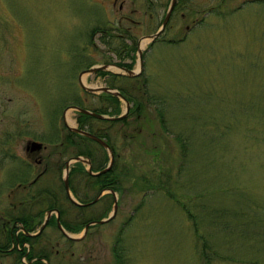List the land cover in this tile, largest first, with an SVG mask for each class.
I'll use <instances>...</instances> for the list:
<instances>
[{"label": "rangeland", "instance_id": "rangeland-1", "mask_svg": "<svg viewBox=\"0 0 264 264\" xmlns=\"http://www.w3.org/2000/svg\"><path fill=\"white\" fill-rule=\"evenodd\" d=\"M170 3L0 0V227L21 176L46 168L15 187L32 193L64 183L77 150L55 142L78 124L74 105L114 108L89 87L117 73L122 91L144 100L127 122L89 120L118 153L117 212L86 234L69 231L79 238L45 227L46 264H207L204 240L210 264H264V0H185L152 41ZM118 61L141 72L116 69ZM118 97L120 113L127 103ZM30 139L48 144L40 164L27 156ZM97 146L95 165L107 164ZM75 174L85 194L84 173ZM114 203L105 189L92 215H109ZM20 259L31 262L0 251V264Z\"/></svg>", "mask_w": 264, "mask_h": 264}, {"label": "trees", "instance_id": "trees-1", "mask_svg": "<svg viewBox=\"0 0 264 264\" xmlns=\"http://www.w3.org/2000/svg\"><path fill=\"white\" fill-rule=\"evenodd\" d=\"M185 0H178L177 4H176V7H178V5L180 3H183ZM94 33V31H93ZM92 33V34H93ZM120 64H124L126 66H129V67H132L126 63H124L123 61H118ZM126 88V87H125ZM127 90V88H126ZM124 94L127 96V98L131 101L132 103V107L130 108L129 112L127 113L126 116L123 117V120L125 122L128 121V118L130 116V114L133 112L134 114L138 115L142 112V109H143V106H144V100L142 98H138L137 96V99H134L132 97L131 94L129 93H126L124 92ZM142 97V96H140ZM103 100H106V102L108 103V106L109 104L110 105H114V108H112L111 110H109V107H104V105L101 107V108H92L94 110H97V111H100V112H109L110 114H118V112L120 111L121 109V106H120V99L118 96L116 95H113V94H106V96H103L102 98ZM90 119H96L97 121H108L110 123H113V122H116L118 118H114V119H111V118H100V117H97L93 114H90V113H85V112H81L79 111L78 112V120H79V123H80V126L81 127H87L90 131H93L97 134H99L100 136H103V137H106L108 140V135L105 131H101L99 132L98 130H95L94 128H92V126H90L89 128V120ZM164 119V118H163ZM88 122V123H87ZM86 125V126H85ZM88 125V126H87ZM102 128V127H101ZM73 134V138H72V143L77 147V150L76 153H83V154H86V155H90L92 158L93 157H96V153H93L92 149H93V145L96 144L97 147H99V149H101V151L104 152L105 154V158L107 159L109 156H108V152L107 150L100 144L98 143L97 141H95L93 138L89 137V136H86V135H82L80 133H77L75 131H70L68 133V138L70 137V135ZM67 139V137H66ZM110 141V140H109ZM68 143H71L69 141H67ZM68 143H66L67 147H68ZM91 143V144H90ZM116 153V161L114 163V166L113 168H111L110 170L106 171V172H103V173H100V174H97V175H91L88 173V171L85 169V166L84 164L81 162V161H77L76 162V165L73 167L72 171H71V174H70V180H71V184L72 182L74 181V175H75V171H77V169H79L80 171L84 172V175H83V178L84 180H87L89 179L90 176H92V185L95 189H100L102 187H113L115 189H117V185L115 184L117 182V180H119V172L117 171V157H118V153ZM98 154V153H97ZM94 167H96L97 169L99 168H102L104 167V163L103 164H98V165H95V162H94ZM85 185V183H84ZM86 185H89L86 184ZM73 186V184H72ZM63 188V187H62ZM62 188L60 187V189H42L41 190V194H42V205H51L53 204V202L59 197V195L61 196V194L63 193L62 191ZM75 188L77 189V186H75ZM66 196V195H64ZM59 201H61V197L59 199ZM45 209V207H42V209ZM44 209L42 210V213L44 212ZM28 212L29 211H25V215L28 216ZM23 218V216H22ZM27 217L24 216V223H23V226L25 227L26 230H34L36 228V226H38L41 222H42V219L40 218L37 222L34 220V219H26ZM64 221V220H63ZM36 222V223H35ZM56 220H55V217L53 216L49 223L48 224H55ZM65 225L70 228L71 230H74V231H79L81 228H82V223H79L75 226L69 224L67 221H64ZM1 230V233H3L4 231H6V234L7 236H5L6 238V241H3V240H0V250L5 248V247H8V244L14 240V241H19L20 243H23L24 241H29V242H33L34 239H36L37 236L39 235H36V236H32V235H29L27 234L26 232H23L21 231L19 237L16 235V229H17V225L12 227L9 225V223H7L6 225L4 223H2L1 227H0ZM12 234H13V237H12ZM202 236V240H203V235ZM208 243L204 240V243H203V247H202V253L204 255V257L208 260H210L209 258V254L207 253L205 247ZM205 245V246H204ZM18 249V248H17ZM41 249H36V247H33L32 249L30 250H27L26 248H23V249H18V251L20 252V255L22 254H28V257L29 259H32V257L35 256V254H39V251H41ZM15 251V250H14ZM17 251V250H16ZM43 256H48V254H46V252H43ZM116 254L119 255V252L116 250ZM42 257L41 258H37L36 260L32 261L31 263H28V262H24L25 264H42ZM207 260V264H210V262Z\"/></svg>", "mask_w": 264, "mask_h": 264}, {"label": "flooded vegetation", "instance_id": "flooded-vegetation-1", "mask_svg": "<svg viewBox=\"0 0 264 264\" xmlns=\"http://www.w3.org/2000/svg\"><path fill=\"white\" fill-rule=\"evenodd\" d=\"M113 74H115L117 76V78H116L117 83L116 82L108 83V84H106V86L114 87V88H117L118 91H122V89L120 88V85L118 83L121 80L120 75L117 73H113ZM104 92H106L108 94L116 95V93L114 91L104 90ZM72 138H73V134H71L70 137L67 138V141L71 142V143H68L69 148L72 147L74 149V144L72 143ZM64 141L65 140L55 143L57 145L56 150H60V148H62V146L64 145ZM47 148H48V144L44 143V142L40 148L34 147L31 143H27L25 146L28 158L34 159L37 164L42 163L45 159L44 158L45 156L40 154L39 152H42L43 150H45ZM92 162H93V160H92ZM93 166H94V164H93ZM46 167H47V165H46ZM45 170H46V168H44V170L38 172L36 174V176L34 177V179H32L31 181H26L25 179L19 180L17 182L16 186L11 185L9 187L8 198H9L10 203L12 204V207L9 209V211L7 213H5L4 217L7 219L6 221L4 219L5 225L7 223H9V225L13 229L14 226L24 223V216L27 217L26 219H31V220L34 219L36 222L40 219V216L42 213V211L40 210L41 207L39 209L35 210L33 207L34 206L33 204L34 203H37L39 205L42 204V202H41V200H42L41 190H39L36 193L35 192L32 193V188L29 190H17L15 187L23 186V185L28 186L29 184L33 185L39 179V176L45 172ZM24 173H25V171H23L22 175ZM88 173L91 175H96V174H93L90 172H88ZM92 181H93L92 176H90L89 179L84 180V183H85L84 188L86 189V192H85L86 195L85 194L81 195L80 191L75 188L76 185L74 184V181L72 182L73 186L71 184V180L69 181L71 189L73 190L75 195L79 196L78 201H75L74 199H72L70 197L69 193L67 192L66 185L64 184L63 188L61 187L63 190L62 191L63 193L61 194V196L59 195V197L53 202V204H51V205L47 204L48 208L46 211L48 212V210L52 209V212L49 215L47 226L52 225L55 227L56 226L59 227L58 218H60V221L64 225H65L64 221H67L69 224H71L73 226H75L79 223H82L85 226L86 223L92 221L93 219H96L92 215L93 211H92L91 207L93 206V204L97 203L101 199L105 187H102L100 189H95L92 185ZM88 183H89V185H86ZM89 191H96L98 194L96 196L93 195L89 199ZM64 194L66 195V198L63 197ZM37 197H38V199H37ZM60 197H61V201H59ZM68 204L72 205V207H70ZM55 210H58L59 213ZM25 211H29L28 216L25 215V213H24ZM75 213H78L77 216L79 217L77 222H75V219H76ZM58 215H59V217H58ZM22 216H23V218H22ZM53 216L55 217V220H56L55 224L54 223L48 224L50 219ZM72 221H74V222H72ZM67 229L71 230L68 227H67ZM88 231H89V229L87 230V232ZM20 234H21L20 228L18 227V229H16V235L19 237ZM0 235L7 236L6 231H4L3 233H0ZM37 235H39V234H37ZM41 235H42V233L39 236H37L36 239H34V241L32 243L30 242L31 249L33 247H38V242H40V243L42 242ZM32 236H36V235H32ZM12 237H13V234H12ZM4 241H6V238ZM17 242H19V241H17ZM23 248L24 247H22V249ZM4 250H5V248H4ZM38 256L43 257V252L39 251Z\"/></svg>", "mask_w": 264, "mask_h": 264}, {"label": "water", "instance_id": "water-1", "mask_svg": "<svg viewBox=\"0 0 264 264\" xmlns=\"http://www.w3.org/2000/svg\"><path fill=\"white\" fill-rule=\"evenodd\" d=\"M176 1L177 0H171V3L169 5V8L167 10V13L162 21V24L161 26L154 32V33H151L149 35H147L149 38L151 39H155L161 32L164 31L169 19H170V16H171V13L174 9V6L176 4ZM139 50H140V55H141V68L143 66V61H142V56H143V50L141 49V47H139ZM119 66L120 68L124 69L125 71H127L129 74H138L140 73L141 70H135L134 68H129L127 66H124V65H117ZM105 68H109V65L108 64H103V65H96V66H93V67H90L89 69H87L88 71H97L99 69H105ZM89 89L91 90H110V91H114L116 92L118 95H120L121 97H123L125 100H126V103H127V106H126V109L123 110L119 115H108V114H105V113H102V112H98V111H93L91 109H88V108H84V107H80L78 105H75L78 109H80L81 111H84V112H88V113H91V114H94L98 117H110V118H118V117H123L127 114L128 110L130 109V106H131V103L129 101V99L121 92V91H118L112 87H107V86H99V87H89ZM74 129H76L77 131L83 133V134H86L92 138H94L95 140L99 141L103 146L106 147V149L109 151V155H110V161L109 163L102 169L98 170V171H93L92 169V162L90 159H87L85 158L84 156L82 155H77V156H74L72 157V159H75V160H84L86 161L88 164H89V171L92 172V173H101V172H105L107 170H109L110 168H112L113 166V163H114V159H115V153H114V150L112 148V146L109 144V142L97 135L96 133H93L89 130H85V129H81V128H78L77 126H74L73 127ZM30 143L36 147V148H40L42 146V142L41 141H37V140H32L30 141ZM69 163H70V160L67 161V171L69 170ZM65 184H66V188H67V191L69 192L70 194V187H69V181H68V178L66 177L65 179ZM110 191H112L114 194H115V203H114V209H113V212L109 214L108 217H105V218H101L99 220H94V221H90L87 225H86V228L89 226L90 223H93V222H104V221H107L109 219H111L117 212V208H118V199H117V195H116V191L112 188L109 189ZM51 213V210L49 211V214L48 216L50 215ZM48 220V217L45 219V222L43 223L42 227H44L45 223L47 222ZM59 221V225L64 229L63 225L61 224V221L58 219ZM65 230V229H64ZM66 233H68L66 230H65ZM68 235L72 236L71 234L68 233Z\"/></svg>", "mask_w": 264, "mask_h": 264}, {"label": "bare ground", "instance_id": "bare-ground-1", "mask_svg": "<svg viewBox=\"0 0 264 264\" xmlns=\"http://www.w3.org/2000/svg\"><path fill=\"white\" fill-rule=\"evenodd\" d=\"M114 68H116V69H119V67L118 66H113Z\"/></svg>", "mask_w": 264, "mask_h": 264}]
</instances>
